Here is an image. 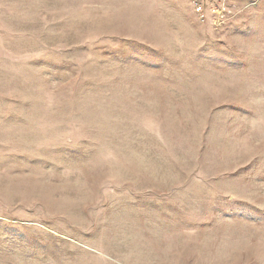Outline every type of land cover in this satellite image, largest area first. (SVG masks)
<instances>
[{
    "label": "rangeland",
    "instance_id": "374dc122",
    "mask_svg": "<svg viewBox=\"0 0 264 264\" xmlns=\"http://www.w3.org/2000/svg\"><path fill=\"white\" fill-rule=\"evenodd\" d=\"M0 264H264V0H0Z\"/></svg>",
    "mask_w": 264,
    "mask_h": 264
},
{
    "label": "built area",
    "instance_id": "2783aa9c",
    "mask_svg": "<svg viewBox=\"0 0 264 264\" xmlns=\"http://www.w3.org/2000/svg\"><path fill=\"white\" fill-rule=\"evenodd\" d=\"M196 12H198L199 14L202 13V7L201 4L197 3L196 7H195ZM202 16V14H201Z\"/></svg>",
    "mask_w": 264,
    "mask_h": 264
}]
</instances>
